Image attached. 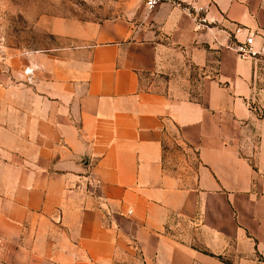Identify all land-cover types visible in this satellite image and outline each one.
I'll return each mask as SVG.
<instances>
[{"label":"crops","instance_id":"obj_1","mask_svg":"<svg viewBox=\"0 0 264 264\" xmlns=\"http://www.w3.org/2000/svg\"><path fill=\"white\" fill-rule=\"evenodd\" d=\"M174 2L0 47V264H264V0Z\"/></svg>","mask_w":264,"mask_h":264},{"label":"rangeland","instance_id":"obj_2","mask_svg":"<svg viewBox=\"0 0 264 264\" xmlns=\"http://www.w3.org/2000/svg\"><path fill=\"white\" fill-rule=\"evenodd\" d=\"M128 0H0V47L10 53L42 51L52 41L39 27L44 17H68L79 21H96L124 11ZM190 155L185 153V155ZM181 150H170L164 159L168 171L184 164L192 165Z\"/></svg>","mask_w":264,"mask_h":264},{"label":"built area","instance_id":"obj_3","mask_svg":"<svg viewBox=\"0 0 264 264\" xmlns=\"http://www.w3.org/2000/svg\"><path fill=\"white\" fill-rule=\"evenodd\" d=\"M147 10H153L158 5L168 2L174 4V0H143ZM177 5V4H176ZM183 10L194 22L195 30L202 31L210 25L206 19L207 9L203 7L195 8L187 4ZM234 52L240 59L262 60L264 62V49L255 51L252 47V37H247L243 43H239L233 48ZM26 72V71H25Z\"/></svg>","mask_w":264,"mask_h":264}]
</instances>
